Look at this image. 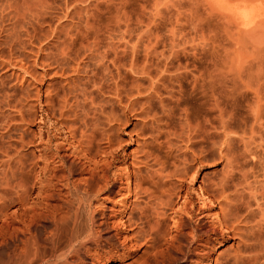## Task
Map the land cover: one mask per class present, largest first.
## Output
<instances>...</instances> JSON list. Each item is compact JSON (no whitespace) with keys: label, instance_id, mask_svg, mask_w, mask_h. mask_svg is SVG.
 <instances>
[{"label":"bare ground","instance_id":"bare-ground-1","mask_svg":"<svg viewBox=\"0 0 264 264\" xmlns=\"http://www.w3.org/2000/svg\"><path fill=\"white\" fill-rule=\"evenodd\" d=\"M30 2L0 0V47L37 27ZM214 11L228 20L199 33L77 20L38 49L31 93L63 137L0 126V264H264V48L239 47L255 22Z\"/></svg>","mask_w":264,"mask_h":264},{"label":"rangeland","instance_id":"rangeland-1","mask_svg":"<svg viewBox=\"0 0 264 264\" xmlns=\"http://www.w3.org/2000/svg\"><path fill=\"white\" fill-rule=\"evenodd\" d=\"M120 1L121 2H119V0H36V1L31 0L30 3H32L31 4L32 6L30 5L29 6L33 8L32 9L34 10L33 13H36V14L38 13L37 15L40 14L38 18L39 21L36 25L37 27L34 28V31L29 27L28 28L29 32L25 34L26 28L21 29L20 26H18V29H21V32L23 34V36L21 35L22 37L20 38L22 39L21 40L22 43L21 41L14 43L11 50H9L8 46L4 43H1V47H0L1 56H2L0 60L1 61L0 62V86H1L0 88H2L0 89V111L2 112V113L0 112V126L1 127H5L6 123H8L6 126H13V125L18 124L20 126L23 125L27 127V125L29 126V123L30 124L32 122L36 123L37 121L43 118V120H45L44 129L48 131L51 137H53V142L51 144V147L53 148L55 143L58 144L61 141L63 137V133H61L62 130L60 129L61 128L60 125L56 123L57 122L56 116L52 117V115H49V118L45 117L44 112L40 110L38 101L35 98H33L34 96L31 93L32 88L30 87L29 82L32 81L31 79L33 78V76H35L36 78H39V76H41L42 74L43 69L41 70L42 66L39 65L40 63L39 59L43 57V54L39 53L38 49L40 47H44L45 45H48L49 43L60 44V40L62 41L63 39V31H66L67 29L68 30L73 29V27H75L74 25L76 24L77 20L78 22L80 21L79 22L80 24L78 25L81 28L85 26L88 28L90 27V28H99L102 30H111L114 28L117 29L118 27H121V26H122L121 28H123V26H126L128 29H131L134 31H138V29H141V31L151 30V31H158L160 33H163V32L166 33L168 29H171V28H174L175 30L182 29V30L190 31V32L195 31L199 33V31L207 28V26H205L206 24H208V27L210 28L211 24L209 25V23L212 22L213 19H214L213 22L217 21L214 24L212 22L213 27H216V25L219 26L218 24L220 23L222 24L223 22H226L228 20L227 18H224V17L222 18V15H221L222 13L219 15L218 11L217 12L214 11V10H220V9L216 8L214 5L209 4L207 0H120ZM233 1H237V0H231V2ZM244 2L247 5H255L258 3V0H245ZM19 6L21 7V8L20 7L18 8L19 9L18 13L20 14H17V17L21 18L22 27H25V24L23 23V19L25 17L28 18V16L30 17V13L28 10L27 11L25 10V12L22 13V11H24V8H23L24 5L22 6L21 3H19ZM62 7L65 8V10ZM40 8H42V10ZM119 8L121 9L120 15H122L123 20H121V22L119 20L118 21L119 23H118L116 19V14ZM215 12L217 13V15ZM26 13L28 14L26 15ZM206 16L208 18L211 17L210 22H209V19L206 18ZM205 19H208L209 23L205 22L204 21ZM122 21L124 24L122 23ZM204 22H205V25H203ZM260 23H261V16H258L255 19V23H254L255 25L252 24V21L251 23L249 21L244 22L245 28L247 26L248 27L250 26L249 28H251V25H254L252 30H256V31L253 32L252 34L257 33V35L253 37H246L247 41L240 43V46H239L240 49H242L244 52L248 54L252 53V51L254 52L256 49L264 48V34L258 33L260 30ZM39 25L41 26L39 27ZM204 26L205 28H203ZM57 27H58V30H56ZM230 29L233 30L234 28L231 26ZM58 34L60 36V39H58L57 41L56 40L57 38L55 37V35H58ZM25 35H27V37H25ZM207 35L210 36V38L214 36L212 34V37H211L209 33H207ZM3 36H4V33H2V36L0 37L1 38L0 42H2V39L4 38ZM219 36L223 37L224 34L223 36L222 34ZM225 39L227 38L225 37ZM227 40H230V39H227ZM227 40H224L225 44L229 46L230 48H233L231 41H227ZM76 44L78 45V43ZM37 52H38V56H37L38 61L37 63H34L33 60L35 59L36 57L35 55ZM257 55L259 58H261V53H257ZM49 75L47 77H49ZM24 92H29V95L25 94ZM5 97L9 100H6ZM34 112L37 113L35 116L36 117L35 121L31 120L32 119L31 114ZM19 114L23 115V120L20 118ZM4 119L8 122H6ZM3 121L5 122V124H3ZM61 135L62 137H60ZM220 167H221V164L217 167L216 170L220 169ZM212 171H213L212 167L204 168L201 171L199 180H200V177L203 175V173L210 174ZM97 204H99V202ZM106 205H111V204L107 202ZM115 208H118V206H116ZM123 233L124 234L126 233V235L130 236V234L133 232L131 231V228L128 227L124 229ZM142 248L138 249V254L141 253L140 251H142ZM125 260L128 262L131 261L130 258L125 259ZM126 261H112V262H109L108 264H126L128 263Z\"/></svg>","mask_w":264,"mask_h":264},{"label":"clouds","instance_id":"clouds-1","mask_svg":"<svg viewBox=\"0 0 264 264\" xmlns=\"http://www.w3.org/2000/svg\"><path fill=\"white\" fill-rule=\"evenodd\" d=\"M207 2L226 13L246 16L252 22H255L258 16L264 17V0H258V3L252 6L231 2V0H207Z\"/></svg>","mask_w":264,"mask_h":264}]
</instances>
